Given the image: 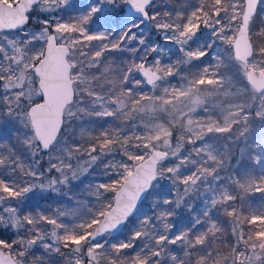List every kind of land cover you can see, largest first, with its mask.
Wrapping results in <instances>:
<instances>
[{"label":"snow or ice","instance_id":"obj_1","mask_svg":"<svg viewBox=\"0 0 264 264\" xmlns=\"http://www.w3.org/2000/svg\"><path fill=\"white\" fill-rule=\"evenodd\" d=\"M152 32L174 48L151 41ZM111 52L130 56L118 65ZM84 117L141 123L96 133ZM5 126L0 264H264V227H251L264 226V207L246 200L264 201V0L174 8L93 0L82 9L75 0H0V132ZM233 159L248 165L224 176ZM94 174L106 182L76 195L74 182ZM164 184L174 198L162 197ZM202 192L201 211L177 228ZM35 194L75 203L31 209ZM219 216L231 228L227 254L217 247L226 232ZM178 244L183 258L169 250Z\"/></svg>","mask_w":264,"mask_h":264},{"label":"trees","instance_id":"obj_2","mask_svg":"<svg viewBox=\"0 0 264 264\" xmlns=\"http://www.w3.org/2000/svg\"><path fill=\"white\" fill-rule=\"evenodd\" d=\"M165 2L167 3L169 8H174L176 6V3L178 2V0H165ZM192 3H195L196 0H191ZM76 8L77 9H82L84 5H86L85 1H78L75 3ZM71 11H75V9H72ZM155 32H152L149 34L148 38L151 40V38H153ZM105 55L113 57L114 60L113 62L115 64H123L125 63V61L127 60V58L130 56V53L128 52H111V53H105ZM95 71V70H93ZM146 86V85H145ZM161 117H163V115L160 114ZM86 120H90L91 123L89 124V132H96L98 133L100 128L103 127H114V126H119L122 127L124 129H131L132 125L139 120V118H137L136 120H124L123 118H121L120 120H110L109 118H106L104 120H97L96 118L92 117H85ZM77 128H75L76 130ZM77 135H79V131H76ZM131 134V133H130ZM10 137V131L8 129L7 126L4 127V130L2 132H0V139H3L5 142H7L8 138ZM13 143H15V141H12ZM46 163L44 162V165ZM248 165V161L245 160L241 163L240 167H237V161L236 159H233L231 162V167L228 168L223 175L224 176H228L229 174H235L239 171H241L242 169H244L246 166ZM2 171V170H0ZM99 182H106V178L102 177V175L96 174L95 176H89L87 178H85L83 183L80 182H74L75 187H74V191L76 193V195H82L84 193V189L88 186L89 183H99ZM171 186L168 184H164L163 187V191H162V197H168V198H174L176 193L175 192H171L170 191ZM60 196V195H59ZM58 199L59 203H62L64 200H69L74 202V200L69 199L67 197L64 196H60V198L56 197V194H48L46 196H41L40 194H36L33 195L31 197V199L28 201V206L31 209H36V210H52V207L54 206V200ZM190 199L192 200V203L194 205V207L192 208V212L191 214H189L187 211L183 212L181 214L180 217L177 218V228L179 229H183L184 227L188 226V224L190 223V221L194 218L195 214H198L201 210H200V206H201V200H202V193L197 195V194H193ZM247 202L252 205L254 208H260V207H264V201L261 200V195L256 193V194H249L246 197ZM75 203V202H74ZM150 212V205L149 206H145L142 210H141V214L144 213H148ZM219 221L221 222L222 227L226 230L225 232V241L224 243H220L217 245V247L219 248L221 254H227V252L229 251L228 247H227V242H228V237L230 236L231 233V228L227 223L228 218L224 217V216H219L218 217ZM251 227L253 228H259V227H264L259 225V223H257L256 225H252ZM175 230V229H174ZM12 234L11 233H7L4 238L5 239H11ZM122 235L119 234L117 236V238H121ZM139 243V242H138ZM169 250L171 252V254L176 255L177 257L183 258V249L181 248V246L178 245H169ZM131 251V250H129ZM33 253L36 257H42V256H46V253L44 252V250L39 247L36 246L33 249ZM169 264H171V262L169 261Z\"/></svg>","mask_w":264,"mask_h":264},{"label":"rangeland","instance_id":"obj_3","mask_svg":"<svg viewBox=\"0 0 264 264\" xmlns=\"http://www.w3.org/2000/svg\"><path fill=\"white\" fill-rule=\"evenodd\" d=\"M78 1H85L86 2V4H90V3H92L93 2V0H75V3L76 2H78ZM72 9H70V11H71ZM98 29V25H92L91 26V30L93 31V32H95L96 30ZM151 41H153V42H156V43H159L160 45H161V47H164V48H174V46H172V45H167V44H165L162 40H161V38L158 36V35H156L155 33H154V36H153V38H151ZM133 44H135L136 42L135 41H133L132 42ZM218 51H222V49H218ZM171 55V53H167L166 55H165V57H164V59L166 60V59H168L169 58V56ZM173 59H174V57H173ZM169 80L171 81V83H172V85L173 86H178L179 85V83H180V81H179V79L177 78V77H173V78H169ZM144 87V90L145 91H149V89H150V87L151 86H143ZM160 115V114H159ZM161 115H163L162 113H161ZM161 117V116H160ZM162 119H161V122L163 121V119H166V117H164V115H163V117H161ZM84 119L86 120V118L84 117ZM109 119L110 120H112V118L111 117H109ZM140 119L139 120H137L134 124H136V125H140ZM74 127L75 128H77L75 131H81V127H80V122H77L75 125H74ZM89 124H86L85 126H84V128L89 132ZM143 129H142V127H139L138 129H137V131H142ZM177 131H179V129H177ZM45 163H47V158H45V161H44ZM46 165V164H45ZM96 174H94V176H95ZM103 177V176H102ZM36 195V194H35ZM56 197L57 198H60V196L59 195H56ZM54 200V199H53ZM203 200H204V196H203V192H202V200H201V206H200V210L203 208ZM54 206L52 207V210L53 211H55V210H57L58 208H60V209H66V210H70L72 207H73V205H74V202H72V201H69V200H64L62 203H59V200L58 199H55L54 201ZM121 235H122V237L121 238H126V236H127V233H126V231H124V230H122V233H121Z\"/></svg>","mask_w":264,"mask_h":264},{"label":"water","instance_id":"obj_4","mask_svg":"<svg viewBox=\"0 0 264 264\" xmlns=\"http://www.w3.org/2000/svg\"><path fill=\"white\" fill-rule=\"evenodd\" d=\"M121 233H122V231H121ZM121 233H117V236H118L119 234H121Z\"/></svg>","mask_w":264,"mask_h":264}]
</instances>
